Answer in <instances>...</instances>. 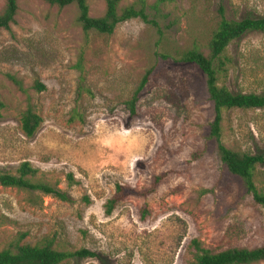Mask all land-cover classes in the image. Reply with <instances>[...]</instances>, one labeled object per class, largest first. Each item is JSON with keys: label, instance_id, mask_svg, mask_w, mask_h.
<instances>
[{"label": "rangeland", "instance_id": "1", "mask_svg": "<svg viewBox=\"0 0 264 264\" xmlns=\"http://www.w3.org/2000/svg\"><path fill=\"white\" fill-rule=\"evenodd\" d=\"M5 5L0 0V11ZM88 5L92 17L104 15L105 0ZM220 7L228 20L264 16V0H167L150 10L158 27L136 19L112 35L86 36L76 6L19 1L15 23L0 31V173L29 162L38 170L34 181L71 202L0 186V250L52 243L98 255L64 264H195L194 240L214 253L264 246V207L222 163L205 78L180 60L194 48L209 55ZM224 58L220 86L264 95V32L233 42ZM150 69L132 114L128 103ZM9 76L24 83L43 119L31 139L20 124L26 96ZM37 82L44 91L34 89ZM221 140L237 152L264 153V109L223 111ZM163 173L156 193L106 214L116 184L141 191ZM255 184L264 189L263 165Z\"/></svg>", "mask_w": 264, "mask_h": 264}, {"label": "trees", "instance_id": "2", "mask_svg": "<svg viewBox=\"0 0 264 264\" xmlns=\"http://www.w3.org/2000/svg\"><path fill=\"white\" fill-rule=\"evenodd\" d=\"M19 1L6 0L5 7L0 11V31L10 30L11 25L15 23L19 12ZM36 1H42L60 9L76 6L79 11L78 23L85 35L88 36L90 32L112 35L120 24L136 19L145 24L158 27L156 21L151 18L150 10L153 9L159 12L161 5L165 4L167 0H157L152 7L148 5L147 0H133L131 5L124 8H121V5L125 0H105V13L98 18L90 15L88 0ZM219 17L218 27L209 43V55H205L199 49L194 48L185 51L180 60L184 63L195 65L205 78L206 92L213 104L215 114L210 136L216 142L222 163L232 175L243 181L246 192L251 196L252 201L256 205L264 207V189L259 190L255 184L256 169L259 165L264 166V153L253 155L237 152L227 148L221 140L223 111L232 109L262 110L264 109V95L233 93L228 88L219 85V75L227 72L224 58L227 48L248 33L264 32V16H248L239 21L228 20L225 17L224 8L220 7ZM153 72V69L146 72L133 98L128 103L132 114L136 113L140 95L149 83ZM9 79L17 90L26 96L27 106L22 113L20 124L24 135L31 139L41 127L43 119L36 112L24 83L13 76H9ZM34 89L42 92L45 87L37 82L34 85ZM37 175L38 170L31 163L24 162L16 170L15 174L0 173V186L40 192L63 202H71L69 195L58 187L34 181ZM166 177V173L153 176L151 186L141 191H136L123 184H116L113 196L105 205L106 214L110 216L115 208L127 198L138 197L146 200L156 193L159 185ZM68 180L72 182V175H69ZM191 247L193 248L195 264H259L264 262V246L256 249L232 248L214 253L205 249L197 240H194L191 243ZM97 257L96 253L88 249H80L73 253L60 251L54 248L52 243L42 246L25 244L17 246L15 250H0V264H64L69 259L83 260Z\"/></svg>", "mask_w": 264, "mask_h": 264}]
</instances>
